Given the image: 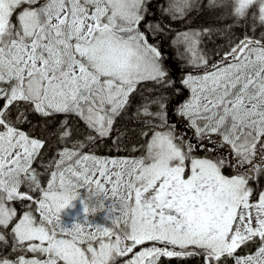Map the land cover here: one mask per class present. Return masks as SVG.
Instances as JSON below:
<instances>
[{
    "label": "snow or ice",
    "instance_id": "6c2138e0",
    "mask_svg": "<svg viewBox=\"0 0 264 264\" xmlns=\"http://www.w3.org/2000/svg\"><path fill=\"white\" fill-rule=\"evenodd\" d=\"M152 2L0 0V264H264V31L254 35L264 0H209L235 23L219 30L215 59L200 47L213 29L176 32V58L192 69L178 81L150 43L172 31L148 19ZM199 7L166 0L157 11L176 21ZM130 109L139 128L117 130L113 143L149 137L144 155L81 151ZM32 114L74 116L89 130L60 122L65 146L42 165L55 169L46 187L33 167L46 141L22 129ZM79 189L111 201L108 223H62ZM249 243L255 251L237 255Z\"/></svg>",
    "mask_w": 264,
    "mask_h": 264
},
{
    "label": "trees",
    "instance_id": "16d2710c",
    "mask_svg": "<svg viewBox=\"0 0 264 264\" xmlns=\"http://www.w3.org/2000/svg\"><path fill=\"white\" fill-rule=\"evenodd\" d=\"M158 4H165L166 6V0H153L150 8L152 10V13L154 14H150L148 19L153 21H161L162 27L170 26L172 31H167L166 28L165 31L167 32V35H159L155 39L150 38V43L159 42V50L164 57V65L169 68L172 78L178 81L181 74V69H183L184 72H188L191 70L185 67L186 60H178L176 58V51L178 46L172 45V40L174 39L176 32L186 31L188 30V28L197 30L202 28L213 29L214 34L212 35V37L210 39L208 37H205L203 43L200 45L202 48L209 52L210 56H212L211 50L216 45H224L226 43L225 38L218 34L219 30L224 29L226 26L234 25L235 22L230 17H224L223 15L221 16V12L220 14H218L217 10H215V12L212 11L213 14L209 17V19L202 20L205 17L204 14L207 10L202 9L201 6L198 10L194 8L185 19L173 21L168 15H162L159 11H157ZM231 30L237 36H239L243 31L242 28L235 26L232 27ZM260 31H264V28L257 29L254 35L258 37ZM249 34L253 35V33L251 32ZM179 52L181 53V46L179 47ZM212 59H215V56H212ZM177 86H179V83H177ZM188 95V91L185 90L183 97H180L179 99H183ZM132 114L133 109H130L127 113V117H121L117 119L113 132L109 137L98 138L95 144L86 143V146L81 151L83 153L90 152L114 156H126L130 158H137L144 155L146 151V141L147 139H149V137L138 136L136 133L129 131L127 135L121 137L120 146H117L113 143L115 137L119 134L117 130L124 131L125 129L139 128V124L136 121L129 119ZM66 118L69 119L71 123H74L79 129H81L84 135L89 132L83 121L78 120L74 116L66 117L64 114H55L47 118L42 117L39 114H32L29 116V120L31 121V123L22 125L23 130H25L26 132H30L32 136L46 141L44 148L40 150L37 158L33 161V167L36 168L37 172L42 174L40 176L41 183H44L48 179L50 172L52 170H55L53 168L45 172V169L44 167H42V165H46L49 160H51L52 157L56 154V152L62 150V148L65 146L64 143H61L58 140L55 133L60 126V122L65 120ZM172 119L175 120L176 118L172 117ZM84 135H74L72 137V140H84ZM93 135H95V133H93ZM65 143L67 144V146L71 147V141ZM133 148H135L136 150L133 151ZM200 155H203V153H200ZM58 158L59 157H57V159ZM225 173L229 174V170L225 169ZM263 185L264 177H261L260 186L263 187ZM91 198L93 200V206L90 204L91 209H95V211L91 213L100 223H108L105 217L101 219V217L97 215L99 210H103L105 204L101 206L96 196H91ZM24 203H27V201H25ZM15 207L19 211L21 207L20 203L17 202L15 204ZM254 247V244L250 248L242 246L237 250V255H246L251 252ZM159 264H202V262L199 258L196 257L186 259L161 257ZM226 264H233V261L229 258L227 259Z\"/></svg>",
    "mask_w": 264,
    "mask_h": 264
},
{
    "label": "rangeland",
    "instance_id": "374dc122",
    "mask_svg": "<svg viewBox=\"0 0 264 264\" xmlns=\"http://www.w3.org/2000/svg\"><path fill=\"white\" fill-rule=\"evenodd\" d=\"M198 3H199V5L201 6L202 9L207 10L206 13L204 14L205 17L202 20L209 19V17L213 14L212 11L215 12V10L218 11V14H220V12H221V16L223 15L224 17H226L224 15V11H225L224 9H220V8L209 9L207 7V5L209 3V0H198ZM183 52H184V48L181 46V53H183ZM189 70H192V69L189 68ZM33 137H35V136H33ZM35 138H38V137H35ZM86 154H90V152H87ZM94 154L97 155V156H100V157H108V158H111V157H125V158L131 159L130 157H126V156H114V155H105V154H96V153H94ZM50 174H51V172H50ZM50 174H49L48 179L44 183H41L42 186H44V187L47 186V181L51 178ZM78 191L80 192V197L74 199L71 202L70 206L66 207L65 209H63L61 211L60 216H61L62 223L65 226L71 227L74 223H76V222H84L85 219H87V221L92 223V224H103V223H100L92 213L90 214V213H86L84 211V207H83V202L84 201H82L83 196L86 198V201H87V204H88L89 208L91 209V205L93 206V200H92L91 196H89V193L87 192V190L86 189H79ZM109 195H110V193H109ZM96 197H97V199H98V201H99L101 206L103 204H106V203H111L110 200H108V201L102 200L99 195H96ZM97 215H99L101 217V219H103L104 217H106V210H102V211L99 210ZM252 245L253 244L249 243V245L246 248H250ZM255 248H256V245L251 250V252H254ZM137 250H139V249H137ZM31 255L32 254H28L29 257ZM241 256H243V255H241Z\"/></svg>",
    "mask_w": 264,
    "mask_h": 264
},
{
    "label": "flooded vegetation",
    "instance_id": "af4514ba",
    "mask_svg": "<svg viewBox=\"0 0 264 264\" xmlns=\"http://www.w3.org/2000/svg\"><path fill=\"white\" fill-rule=\"evenodd\" d=\"M229 170V169H228Z\"/></svg>",
    "mask_w": 264,
    "mask_h": 264
}]
</instances>
